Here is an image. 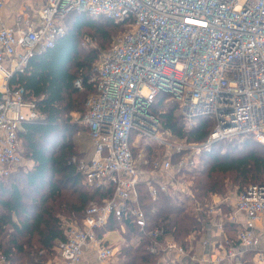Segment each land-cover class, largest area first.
Returning a JSON list of instances; mask_svg holds the SVG:
<instances>
[{
	"label": "built area",
	"instance_id": "2783aa9c",
	"mask_svg": "<svg viewBox=\"0 0 264 264\" xmlns=\"http://www.w3.org/2000/svg\"><path fill=\"white\" fill-rule=\"evenodd\" d=\"M73 11L124 27L97 54L89 79L95 90L87 95L84 110L73 114L85 127L92 152L70 161L88 190L108 184L113 190L109 198L89 202L80 223H63L64 239L42 264H84L87 249L95 250L98 264H108L115 251L98 230L112 212L118 219L132 217L149 237L151 253L184 256L186 246L167 238L162 228L146 230L137 184L145 182L152 199L159 192L192 197L183 171L194 167L212 143L248 135L264 144V0H45L36 23L24 28L0 24V179L21 166L19 130L40 116L35 102L24 97L21 86L11 85L10 78L24 69L34 49L50 47L65 34V17ZM83 43L96 46L90 37ZM73 84L81 90L82 78ZM160 94L177 102L184 119L211 118L207 138L188 143L169 138L151 111ZM138 138L153 140L163 154L149 158L140 150L136 156ZM194 210L222 215L219 228L226 221L239 224L235 240L224 236L220 244L230 255L235 244L252 248L257 243L255 223L264 213V183L247 184L231 212L223 214L217 204L205 208L197 200ZM0 264H6L1 253Z\"/></svg>",
	"mask_w": 264,
	"mask_h": 264
},
{
	"label": "trees",
	"instance_id": "16d2710c",
	"mask_svg": "<svg viewBox=\"0 0 264 264\" xmlns=\"http://www.w3.org/2000/svg\"><path fill=\"white\" fill-rule=\"evenodd\" d=\"M65 25V34L50 47L34 49L24 69L16 71L9 81L11 85L23 88L24 97L35 102L40 116L25 121L18 133L20 153L32 160V167L17 175L19 166L17 171L0 179V253L6 264H41L53 258L58 243L64 239L60 207L74 219L81 220L91 198L82 174L70 161L72 156H89L91 153V148H76L77 143L72 137L77 127L71 119L72 114L84 110L87 95L95 90V83L89 79L96 50L79 44L85 37H93L106 47L112 33L118 28L122 31L124 27L105 17L93 19L83 11L70 12L65 17ZM84 27L92 33H83ZM78 77L82 78L81 90L73 84ZM82 96L85 97L83 102ZM165 98V94L158 95L151 111L157 116L162 130L169 132V138L183 143L204 141L213 128L211 118L196 117L193 126L187 129L183 116L176 113L177 102ZM237 136L215 141L209 150L199 154L194 167L183 171L185 177L191 179L192 197L159 192L152 199L145 182L137 184L138 203L145 215L146 230L162 228L176 242L186 246L187 238L191 234H201L208 222L204 211L193 209L194 200L203 205L210 195L225 193L223 176L226 173H232V182L238 185L237 192L249 183H264V144L248 135ZM52 139H56V144L49 147ZM223 143H227V148L220 152L218 148ZM160 148L162 152L159 146L154 150ZM152 150L151 147L146 150L149 158L157 154ZM236 150L241 154L232 155L231 152ZM21 181L24 185H20ZM65 190L69 191V196H65ZM112 190V185L108 184L89 191L109 198ZM117 227L125 239L120 247L124 264L156 263L159 254L149 251V237L139 231L130 215L118 219L115 212L110 213L98 234ZM239 228V224L231 221L223 223L226 236L231 240H235ZM132 239L136 242L132 243ZM252 253L250 249L243 253V264H253ZM36 255L42 262L34 261Z\"/></svg>",
	"mask_w": 264,
	"mask_h": 264
},
{
	"label": "crops",
	"instance_id": "0c3cea01",
	"mask_svg": "<svg viewBox=\"0 0 264 264\" xmlns=\"http://www.w3.org/2000/svg\"><path fill=\"white\" fill-rule=\"evenodd\" d=\"M0 1V24L13 28H24L28 22H37V13L43 6L45 0ZM87 137L89 139L88 134ZM90 148V152H92L91 143ZM155 179L162 180L164 177L155 175ZM237 193L238 192L236 191H231L223 197L213 195L214 198L216 197L214 204H217L223 214L231 212L234 207ZM222 217V215L218 217L217 215L208 216V222L205 223L203 228L204 233H199L198 235L191 234L189 238H187L186 255L176 258L170 252H163L158 255L155 264H243V253L249 249L253 252L250 259L252 263L264 264V213L255 223V235L257 237L256 245L252 248L246 249L235 244V253L233 252V255L227 253L223 248V245H220L223 237L226 236V232L223 229V224L222 227L219 228L216 223ZM238 218L242 221V214H239ZM112 234L114 235V239L118 240L115 244H112L113 242L108 238ZM100 237L104 244L112 247L117 246L119 242H125L122 230L119 229L104 231L101 233ZM167 238L172 237L168 234ZM130 241L135 243L136 239ZM83 263L98 264L94 249H87L85 251Z\"/></svg>",
	"mask_w": 264,
	"mask_h": 264
},
{
	"label": "rangeland",
	"instance_id": "374dc122",
	"mask_svg": "<svg viewBox=\"0 0 264 264\" xmlns=\"http://www.w3.org/2000/svg\"><path fill=\"white\" fill-rule=\"evenodd\" d=\"M120 30H121V28H118L116 31H114L113 33H112V35H111V37H110V39H109V43H108V45L106 46V47H108L109 45H110V43L112 42V40L115 38V36L120 32ZM83 33H92V30L91 29H89V28H86V27H84L83 28ZM91 39H93L94 40V43H95V45L96 46H92V45H89V43H85V44H83V43H81L80 42V46H82V47H88V48H94L95 50H96V53L98 54L99 53V51H101V50H103V49H105L106 47H104V46H102V45H100L99 44V42H97L96 41V38H91ZM96 57H97V55H96ZM96 59V58H95ZM83 97L84 96H82L81 98H80V100H82V102L84 101V99H83ZM85 98V97H84ZM168 101H171V100H168ZM175 106H176V113L178 114V115H180V110H179V106L178 105H176L175 104ZM163 109L164 110H166V107L164 108L163 107ZM73 114H75V115H78V114H80V112H74ZM73 114H72V121L77 125V127L75 128V131L73 132V134H72V137H73V139H74V141L77 143L76 144V148H79V150H81V149H88L89 150V148H90V143H89V141H88V139H87V133H86V131H85V129H84V127L80 124V123H78V122H76L75 120H74V118H73ZM176 114V115H177ZM182 119H183V117H182ZM195 118H191L190 120H187V119H183V121H184V123H185V126L187 127V129L189 128V127H191V126H193V124L195 123V121H196V119L194 120ZM239 136H241V137H243L244 135H239ZM238 137V136H237ZM240 138V137H239ZM238 138V139H239ZM139 139V138H138ZM137 139V140H138ZM139 142H138V146L137 147H135L134 148V154L136 155V156H138L140 153H139V151L140 150H142L143 151V153H145L146 152V150H147V148L148 147H151L153 150L152 151H156L157 153H159V155H160V153H161V155L163 154V151H164V148L162 147V152H161V148L160 149H158V150H154L155 148H157L158 147V144L156 143V142H154L153 140H150V139H139L138 140ZM255 141V140H254ZM53 144H56V139H52L51 140V142H50V145H49V147H51ZM227 143H223L221 146V148H220V146H219V150L218 151H220V152H223V151H225V149L227 148L226 145ZM155 147V148H154ZM19 148H20V145H19ZM213 151V150H212ZM231 154L232 155H234V156H238V155H240L241 154V152L240 151H238V150H236V151H233V152H231ZM32 164H33V162H32V160H30L28 157H26L25 155H23V160H22V164H21V166H20V169L18 170V173H16L17 175L18 174H20V173H24L25 171H27L28 169H30L31 167H32ZM15 171H17V170H15ZM15 171H13V172H15ZM20 171V172H19ZM232 173H226L223 177H224V179H223V181H224V184H225V187H226V191H225V193L224 192H222V193H220V197H223V196H225L228 192H231V191H236L237 192V190H238V185H237V183H235V182H232V179H233V176L231 175ZM222 176V175H221ZM186 178V177H185ZM187 180H189L190 181V183H191V179H189V178H186ZM20 185H24V183L21 181L20 182ZM68 190H65L64 192H65V196H69L70 194L67 192ZM88 191V194L91 196V198L87 201V204L89 203V202H99L101 199H102V197L100 196V195H98V194H94V193H92L91 191H89V190H87ZM29 195H33V194H31V191L29 190ZM29 195H27L26 197H27V199H29L28 198V196ZM218 195V194H217ZM36 197V196H35ZM209 199H207L204 203H203V205H201L200 204V202H198L199 203V205L200 206H204L205 208H206V206H209V205H212V204H214V202L216 201V197L214 198L213 196H209L208 197ZM86 204V205H87ZM193 205V209H194V204H192ZM195 212H197V211H195ZM59 216H60V220H61V222L62 223H67V222H73V221H76L77 223H80V220H76V219H74L73 218V216L71 215V213H67L66 212V210L64 209V207L62 208V207H60V212H59ZM210 216H212V215H210ZM117 229H119V230H121L120 229V227L118 228L117 227ZM114 230V229H113ZM202 233H204V231L202 232ZM100 236H101V234H99ZM109 239H111V241L113 242L112 244H115V243H117L118 242V240L117 239H114V235L112 234V235H110L109 237H108ZM33 239L35 240L36 238H34L33 237ZM124 242H119V244L117 245V246H115V247H113L114 248V251H115V253H114V255L109 259V261H108V264H124L125 262H123L124 260V256H121V254H120V244H123ZM224 249H225V247H224ZM48 256H51V254H49L48 253ZM126 257L127 256H125V259H126ZM39 260V261H38ZM34 261L35 262H42V259L41 258H39V257H37V255L36 256H34ZM42 264V263H41Z\"/></svg>",
	"mask_w": 264,
	"mask_h": 264
}]
</instances>
